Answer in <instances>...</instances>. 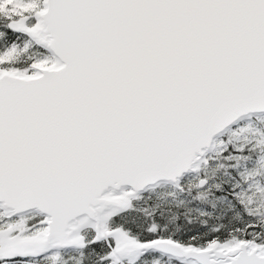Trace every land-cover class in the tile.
<instances>
[{
	"label": "snow or ice",
	"instance_id": "6c2138e0",
	"mask_svg": "<svg viewBox=\"0 0 264 264\" xmlns=\"http://www.w3.org/2000/svg\"><path fill=\"white\" fill-rule=\"evenodd\" d=\"M0 264H264V0H0Z\"/></svg>",
	"mask_w": 264,
	"mask_h": 264
}]
</instances>
